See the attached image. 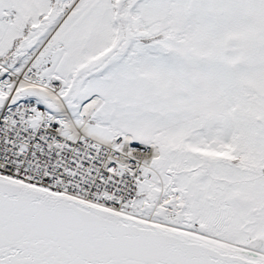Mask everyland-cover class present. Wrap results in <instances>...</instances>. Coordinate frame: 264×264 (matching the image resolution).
I'll return each mask as SVG.
<instances>
[{
	"label": "snow or ice",
	"instance_id": "6c2138e0",
	"mask_svg": "<svg viewBox=\"0 0 264 264\" xmlns=\"http://www.w3.org/2000/svg\"><path fill=\"white\" fill-rule=\"evenodd\" d=\"M0 264H264V0H0Z\"/></svg>",
	"mask_w": 264,
	"mask_h": 264
}]
</instances>
